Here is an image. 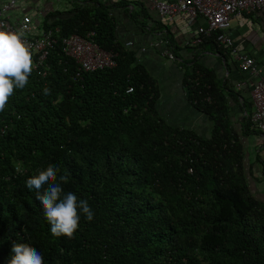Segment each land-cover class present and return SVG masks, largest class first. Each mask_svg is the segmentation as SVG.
<instances>
[{
	"label": "trees",
	"instance_id": "trees-1",
	"mask_svg": "<svg viewBox=\"0 0 264 264\" xmlns=\"http://www.w3.org/2000/svg\"><path fill=\"white\" fill-rule=\"evenodd\" d=\"M110 7L84 0L47 13L41 29L91 33L115 54L113 68L74 77V62L55 49L45 75L32 71L0 112V264L13 243L35 248L44 264H264V203L248 193L227 121L225 95L237 102L238 93L216 90L196 65L182 85L212 122L209 135L166 125L154 110L155 81L117 41ZM201 45L225 53L211 37ZM49 165L94 213L90 222L81 215L73 239L52 236L37 191L26 187Z\"/></svg>",
	"mask_w": 264,
	"mask_h": 264
},
{
	"label": "crops",
	"instance_id": "crops-1",
	"mask_svg": "<svg viewBox=\"0 0 264 264\" xmlns=\"http://www.w3.org/2000/svg\"><path fill=\"white\" fill-rule=\"evenodd\" d=\"M8 0H0L5 3ZM84 0H22L7 13L8 22L19 23L23 17L30 19L31 36H37L42 18L47 13L67 14L72 5L83 4ZM111 6L109 14L115 20V36L121 45L131 43L129 49L135 51L136 61L157 86V99L154 103L156 116L166 125L192 132L207 138L212 122L207 115L195 109L185 97L183 79L196 65L212 75L213 85L219 90L224 84L232 89L238 81L247 85L257 77L240 72L234 61L216 48L201 45L196 41V28L203 25L201 19H174L164 23L157 14L148 8L147 0H94ZM173 1V0H165ZM144 9V13L142 12ZM159 22L165 27L160 30L170 38L173 60L161 57L159 49L151 46L161 35ZM230 36L237 49L251 57L264 81V6L255 14H241L230 21ZM172 51V50H171ZM210 75V77H211ZM249 83V84H248ZM248 86L238 93L237 102L225 95L228 106L227 121L236 135L241 149V169L248 193L264 203V130L257 131L243 126L246 113H251ZM226 91V90H225ZM249 104V108L246 105ZM246 133V134H245Z\"/></svg>",
	"mask_w": 264,
	"mask_h": 264
},
{
	"label": "built area",
	"instance_id": "built-area-1",
	"mask_svg": "<svg viewBox=\"0 0 264 264\" xmlns=\"http://www.w3.org/2000/svg\"><path fill=\"white\" fill-rule=\"evenodd\" d=\"M18 1L8 0L0 3V29L23 30L25 38L32 45L33 62L36 65L33 71L43 77L48 69L46 59L55 49L76 65L74 77L98 70L110 69L115 66V54L105 51L91 39V33L85 36L70 34L58 36V29H48L37 36H31L30 19L23 17L18 24L13 25L6 18L7 13ZM148 8L154 11L164 23H171L174 19L196 20L201 19L203 25L196 28V41L211 37L213 42L234 61L240 72L257 77L252 83L238 81L232 89L240 91L243 86H248L251 113L248 117L250 127L257 131L264 130V81L258 76L259 70L254 60L237 49L230 36V21L241 14H255L264 6V0H147ZM213 35V36H212ZM125 43L124 47H130ZM158 48L161 57L173 60L174 56L166 39L160 36L151 44ZM128 88L126 92H130Z\"/></svg>",
	"mask_w": 264,
	"mask_h": 264
},
{
	"label": "clouds",
	"instance_id": "clouds-1",
	"mask_svg": "<svg viewBox=\"0 0 264 264\" xmlns=\"http://www.w3.org/2000/svg\"><path fill=\"white\" fill-rule=\"evenodd\" d=\"M35 67L32 45L25 38V32L0 29V112L4 111L15 90L27 86ZM43 92L48 95L50 89L45 88ZM62 183H67V177L60 176L58 181L57 169L49 165L30 177L26 187L37 191L36 199L43 207L52 236L73 239L81 215L90 222L94 213L86 200L78 199L72 192L65 193ZM11 252L13 255L7 264H44L42 255L28 244L13 243Z\"/></svg>",
	"mask_w": 264,
	"mask_h": 264
}]
</instances>
